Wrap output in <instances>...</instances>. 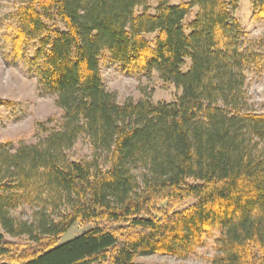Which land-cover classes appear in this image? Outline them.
Segmentation results:
<instances>
[{"label": "trees", "instance_id": "trees-1", "mask_svg": "<svg viewBox=\"0 0 264 264\" xmlns=\"http://www.w3.org/2000/svg\"><path fill=\"white\" fill-rule=\"evenodd\" d=\"M236 1L155 0L151 13L149 0H22L9 61H25L64 114L33 145H0L1 226L13 235L8 210L21 204L41 217L31 243L0 232V264H136L209 244L214 264H264V114L249 109L246 75L263 54L233 17ZM250 2L264 19V0ZM104 54L181 95L118 104L103 85ZM82 135L94 159L69 161Z\"/></svg>", "mask_w": 264, "mask_h": 264}, {"label": "rangeland", "instance_id": "rangeland-1", "mask_svg": "<svg viewBox=\"0 0 264 264\" xmlns=\"http://www.w3.org/2000/svg\"><path fill=\"white\" fill-rule=\"evenodd\" d=\"M171 5H177L189 0H169ZM22 0H0V99L10 101L9 106H0V145L3 150L11 154L20 143L33 145L46 136V132L57 128L63 117V110L55 104L56 97L47 93L35 74L25 61H9L11 48L5 43V37L12 32L18 22L15 17L16 9ZM151 13L155 9V0H149ZM257 9V8H256ZM256 9L250 0H237L233 17L238 20L245 32L257 43V50L263 54L259 69H249L247 75V90L249 109L256 114H264V19L255 18ZM142 9H137L140 13ZM196 10L188 18L192 20ZM153 40V36L147 38ZM35 45L29 43L25 48V57H31ZM188 68L185 64L183 70ZM100 74L105 89L114 94L118 104L127 101L137 102L149 99L153 103H173L181 92L172 85L164 84L156 72L146 73L140 77H128L121 72L118 65L110 61L108 54H104L100 61ZM7 144V145H6ZM69 161H91L93 151L87 137L80 136L73 146L66 151ZM101 168H106V155L101 154L97 159ZM193 204L192 200L182 206L187 208ZM63 208V206H61ZM60 207V208H61ZM39 209L34 205L21 204L9 209L13 235L7 234L0 224V232L5 240L16 244H28L41 235ZM56 212L46 209L45 216L56 219ZM81 230L76 227L69 230L61 238V243L67 242ZM214 250L211 245L198 249L196 253L186 259L169 256L149 255L135 260L136 264H214L212 258Z\"/></svg>", "mask_w": 264, "mask_h": 264}]
</instances>
